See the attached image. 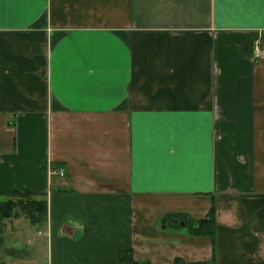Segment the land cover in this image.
Wrapping results in <instances>:
<instances>
[{"label":"crops","instance_id":"1","mask_svg":"<svg viewBox=\"0 0 264 264\" xmlns=\"http://www.w3.org/2000/svg\"><path fill=\"white\" fill-rule=\"evenodd\" d=\"M5 191L45 216L4 264H264V0H5Z\"/></svg>","mask_w":264,"mask_h":264},{"label":"trees","instance_id":"2","mask_svg":"<svg viewBox=\"0 0 264 264\" xmlns=\"http://www.w3.org/2000/svg\"><path fill=\"white\" fill-rule=\"evenodd\" d=\"M0 196H5L7 200L0 203V233L1 224L3 220L10 218L11 216H17L23 214L30 223L38 224L42 222L45 216V208L43 202L34 199L35 196H39V193L31 192H16L5 191L0 192ZM170 220H175L179 227L186 229L191 236H204L209 239L213 238L214 234V213L213 208H210L205 218L200 220H192L185 215H174L170 217ZM165 219H162V223ZM174 222V221H173ZM176 225V226H177ZM117 264H138L131 258L129 251H123L118 253ZM146 264V263H141ZM173 264H184L180 260H174ZM191 264H206V263H191ZM210 264V263H207Z\"/></svg>","mask_w":264,"mask_h":264},{"label":"rangeland","instance_id":"3","mask_svg":"<svg viewBox=\"0 0 264 264\" xmlns=\"http://www.w3.org/2000/svg\"><path fill=\"white\" fill-rule=\"evenodd\" d=\"M5 199L7 200V198H5ZM1 201H4L3 197H0V202ZM10 219H12V218H10ZM10 219L3 220L2 224H1L2 227H1V233H0V264L1 263L4 264L5 262L11 263L12 259L10 257H12L11 254H13L14 250L19 251V253H22L21 246H19L17 242H19L20 244L25 243V241H17L15 239H12V237L10 236V232H11L10 231L11 230V224H9ZM4 233L6 234L5 237L3 236ZM19 248L21 251L18 250ZM28 254H29V256L26 258L27 262L31 261L35 264L44 263V255L43 256L40 255L38 253V250H36L34 248H29Z\"/></svg>","mask_w":264,"mask_h":264},{"label":"built area","instance_id":"4","mask_svg":"<svg viewBox=\"0 0 264 264\" xmlns=\"http://www.w3.org/2000/svg\"><path fill=\"white\" fill-rule=\"evenodd\" d=\"M255 45H257V42H255ZM261 54H262V51L258 48V47H256L255 46V48H254V50H253V52H252V57L253 58H255V59H257L258 57H260L261 56ZM48 174L49 175H56V176H58V177H62L63 176V172L61 171V170H50L49 172H48Z\"/></svg>","mask_w":264,"mask_h":264},{"label":"snow or ice","instance_id":"5","mask_svg":"<svg viewBox=\"0 0 264 264\" xmlns=\"http://www.w3.org/2000/svg\"><path fill=\"white\" fill-rule=\"evenodd\" d=\"M5 3V0H0V15H2L3 10V4Z\"/></svg>","mask_w":264,"mask_h":264}]
</instances>
